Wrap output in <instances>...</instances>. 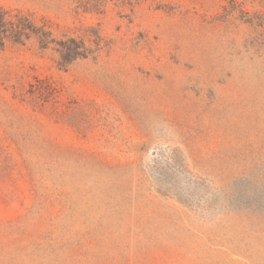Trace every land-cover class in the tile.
Instances as JSON below:
<instances>
[{
  "label": "rangeland",
  "instance_id": "obj_1",
  "mask_svg": "<svg viewBox=\"0 0 264 264\" xmlns=\"http://www.w3.org/2000/svg\"><path fill=\"white\" fill-rule=\"evenodd\" d=\"M0 264H264V0H0Z\"/></svg>",
  "mask_w": 264,
  "mask_h": 264
},
{
  "label": "trees",
  "instance_id": "obj_2",
  "mask_svg": "<svg viewBox=\"0 0 264 264\" xmlns=\"http://www.w3.org/2000/svg\"><path fill=\"white\" fill-rule=\"evenodd\" d=\"M3 21L5 22V18L3 19ZM27 21V20H26ZM27 26H29V25H27ZM24 30H26V28H24Z\"/></svg>",
  "mask_w": 264,
  "mask_h": 264
}]
</instances>
